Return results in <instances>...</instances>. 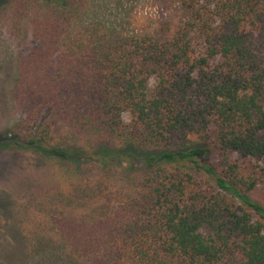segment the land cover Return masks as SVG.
Wrapping results in <instances>:
<instances>
[{"label":"trees","instance_id":"16d2710c","mask_svg":"<svg viewBox=\"0 0 264 264\" xmlns=\"http://www.w3.org/2000/svg\"><path fill=\"white\" fill-rule=\"evenodd\" d=\"M92 1L0 0L38 44L0 139L29 163L1 264H264V0H169L129 32Z\"/></svg>","mask_w":264,"mask_h":264},{"label":"rangeland","instance_id":"374dc122","mask_svg":"<svg viewBox=\"0 0 264 264\" xmlns=\"http://www.w3.org/2000/svg\"><path fill=\"white\" fill-rule=\"evenodd\" d=\"M170 11L169 0H93L86 19L100 20L125 32L147 31L165 19ZM36 46L38 44L29 33L20 41L14 40L8 21L0 22V139L21 116L11 96L17 58ZM124 120H129L128 114H124ZM28 164L25 156L20 153L0 150V198L4 196L11 202H16L27 190L24 183V174L27 171L23 167ZM196 176L202 177L198 173ZM7 235L9 234L7 228H4L3 218H0V251L6 246L18 249L20 246L17 244L14 247L13 241ZM47 260L45 257L39 258L35 260V264H50Z\"/></svg>","mask_w":264,"mask_h":264}]
</instances>
